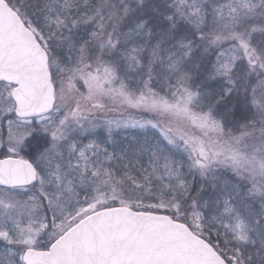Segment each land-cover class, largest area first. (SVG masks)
<instances>
[{
	"label": "snow or ice",
	"instance_id": "1",
	"mask_svg": "<svg viewBox=\"0 0 264 264\" xmlns=\"http://www.w3.org/2000/svg\"><path fill=\"white\" fill-rule=\"evenodd\" d=\"M0 264H264V0H0Z\"/></svg>",
	"mask_w": 264,
	"mask_h": 264
}]
</instances>
